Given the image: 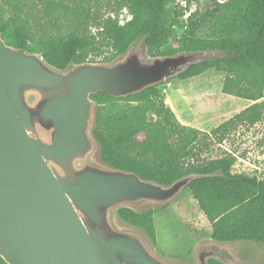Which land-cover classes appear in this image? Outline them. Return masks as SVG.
<instances>
[{
	"label": "water",
	"instance_id": "1",
	"mask_svg": "<svg viewBox=\"0 0 264 264\" xmlns=\"http://www.w3.org/2000/svg\"><path fill=\"white\" fill-rule=\"evenodd\" d=\"M224 55L205 49L151 56L140 36L109 62H70L59 69L39 53L6 44L0 34V258L5 264H189L164 258L118 211L163 208L207 176L188 174L163 186L104 163L93 135L97 104L91 95H137ZM256 246L202 239L192 250V264H264L238 259Z\"/></svg>",
	"mask_w": 264,
	"mask_h": 264
},
{
	"label": "trees",
	"instance_id": "2",
	"mask_svg": "<svg viewBox=\"0 0 264 264\" xmlns=\"http://www.w3.org/2000/svg\"><path fill=\"white\" fill-rule=\"evenodd\" d=\"M176 1L121 0L119 8H126L131 17L123 24L117 16L95 17V34L89 24L76 19L69 33L36 43L28 24L13 17L8 22L0 17V34L6 44L39 53L59 69L70 62H109L140 36L145 38L151 56L205 49L224 52L221 60L193 65L175 78L185 81L210 69L224 72L222 93L254 103L211 133L182 125L159 87H152L126 98H113L103 92L91 95L97 104L93 135L104 163L133 172L143 180L169 186L188 174L206 175L186 189L211 225L209 238L219 243L264 245V180L232 174L235 158L231 155L212 160L200 158V153L209 149L206 140L211 135H220L221 142L224 134L237 125H254L261 118L263 104L258 101L264 98V0H230L228 4L207 0L211 8L206 15L190 13L186 26L182 24L185 32L179 47L175 46V24L164 18L167 7ZM188 6L179 8L176 17H183ZM204 21L212 24L207 37L200 33ZM104 48L110 53L103 56ZM101 56L102 60L96 61ZM153 214V210L118 211L124 222L140 229L156 247ZM0 264H5L1 258Z\"/></svg>",
	"mask_w": 264,
	"mask_h": 264
},
{
	"label": "rangeland",
	"instance_id": "3",
	"mask_svg": "<svg viewBox=\"0 0 264 264\" xmlns=\"http://www.w3.org/2000/svg\"><path fill=\"white\" fill-rule=\"evenodd\" d=\"M120 1L0 0V17L5 22H8L11 17L25 21L28 24L29 34L36 43H39L69 33L72 29L71 24L76 22V19L89 24L93 34L96 33L93 24L95 17L102 19L117 16L119 23L123 24L131 16L126 8H119ZM217 2L228 4L230 0H217ZM187 6L189 11L185 12L183 17L177 18L176 11L180 12L179 8ZM83 8H85L84 11ZM210 8L207 0L198 2L177 0L167 7L164 18L168 23L175 24L173 29L178 40L176 47L181 44L185 32L182 24L186 26L190 13L198 12L202 16L206 15ZM211 26L209 21H204L200 32L202 36L207 37L210 34ZM218 27L220 28V25ZM101 51L103 56L110 53L108 48ZM103 56L96 61H101ZM225 77L226 73L210 69L185 81L172 79L158 87L165 96L166 104L182 125L203 133H211L212 130L254 104L251 101L223 94L221 90ZM258 102L263 105L261 118L256 124L237 125L224 134L221 142L218 140L220 135H211V138L206 140L209 149L202 151L200 158L212 160L231 155L235 158V163L231 167L232 174L264 180V98ZM139 139H142V136H139ZM153 211L156 249L159 254L166 259H182L190 262L196 243L200 239L209 238L211 225L199 210L188 189H185L169 205ZM257 245V248L252 249L258 253V256H255H260L256 260L262 259L264 262V245Z\"/></svg>",
	"mask_w": 264,
	"mask_h": 264
},
{
	"label": "flooded vegetation",
	"instance_id": "4",
	"mask_svg": "<svg viewBox=\"0 0 264 264\" xmlns=\"http://www.w3.org/2000/svg\"><path fill=\"white\" fill-rule=\"evenodd\" d=\"M257 254L258 253H256V251L250 250L249 252H246V253H240L237 256H238V259L241 261L252 263V262H255L257 258L260 257V256L257 257L258 256ZM255 255H257V256H255ZM187 263L192 264V258H191L190 262H187Z\"/></svg>",
	"mask_w": 264,
	"mask_h": 264
}]
</instances>
